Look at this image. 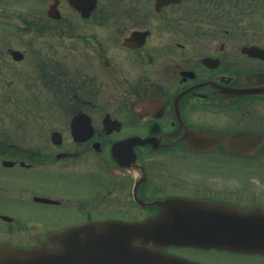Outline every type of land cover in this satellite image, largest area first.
Listing matches in <instances>:
<instances>
[{"label":"flooded vegetation","instance_id":"1","mask_svg":"<svg viewBox=\"0 0 264 264\" xmlns=\"http://www.w3.org/2000/svg\"><path fill=\"white\" fill-rule=\"evenodd\" d=\"M14 115L28 128L0 129L2 255L99 222L157 233L167 201L181 227L177 199L264 211V0H0V123ZM124 241L95 242L94 263L264 264Z\"/></svg>","mask_w":264,"mask_h":264},{"label":"water","instance_id":"2","mask_svg":"<svg viewBox=\"0 0 264 264\" xmlns=\"http://www.w3.org/2000/svg\"><path fill=\"white\" fill-rule=\"evenodd\" d=\"M182 214L183 225L171 229L168 221L176 214L169 211L171 201L162 205V214L157 218V226L167 229L151 231V222L123 224L117 226L99 223L86 227H72L68 231L51 234L57 243L53 249L38 247L35 249H17L9 256L0 254V264H95L93 257H100L109 249L108 244L95 242L126 244L134 238L168 240L179 244H193L201 247H218L237 251L264 252V213L241 211L230 205L208 200L177 199ZM191 218V219H190ZM176 226L179 223H174ZM89 241V242H88ZM124 241V242H125ZM116 248V247H114ZM165 254H157L156 264H176ZM182 264H197L183 260Z\"/></svg>","mask_w":264,"mask_h":264},{"label":"rangeland","instance_id":"3","mask_svg":"<svg viewBox=\"0 0 264 264\" xmlns=\"http://www.w3.org/2000/svg\"><path fill=\"white\" fill-rule=\"evenodd\" d=\"M4 122V123H3ZM15 127H22L24 129L28 128L26 116L14 115L11 117H6L0 123V129H9Z\"/></svg>","mask_w":264,"mask_h":264}]
</instances>
